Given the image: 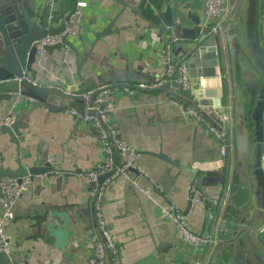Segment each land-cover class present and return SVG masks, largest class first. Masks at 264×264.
<instances>
[{
	"label": "crops",
	"instance_id": "crops-1",
	"mask_svg": "<svg viewBox=\"0 0 264 264\" xmlns=\"http://www.w3.org/2000/svg\"><path fill=\"white\" fill-rule=\"evenodd\" d=\"M77 1L86 3L83 8V28L79 34L68 38L80 49L81 58L88 49L87 43L95 39V34L108 27L110 29L98 40L84 65L85 77L91 73L99 74L111 68L125 69L132 65L134 71L149 81L161 78L164 74L161 55L171 27L179 34L174 44H180L173 48L174 54H185L183 45L191 41L190 37L184 35L181 25L173 26L174 0H155L153 5L146 0H125L129 6H124L118 0H36L35 9L30 6L27 8L36 19L37 12L44 11L53 3L52 17L46 18V25L55 28L66 22V16L72 12ZM131 5L140 7L142 15L134 11ZM227 5L229 10L230 0H227ZM247 7L248 1L243 0L240 12L242 22ZM204 8V0H192V9L200 13L206 22ZM183 12L186 10L182 9ZM184 24L191 26L192 22L185 19ZM257 36L264 62V9L261 10L259 0ZM38 57L29 66L30 76L35 81L51 79L58 82L65 79L72 91L78 89L77 58L71 47L69 51L63 47L53 48ZM244 60L253 65L251 75L244 68ZM228 61L223 73L216 77L201 78L202 87H223L228 97L225 136L232 144L228 156H222L219 139L210 135L199 120L184 117L183 106L192 103L183 98L179 99V103H173L172 100L177 98L172 89L137 87L130 89V95L123 93L120 88L113 89L112 97L118 108L111 115V122L138 151H147L139 153V172H134L144 189L139 190L124 177H117L106 183L102 199L104 217L121 247L125 264L210 263L216 243L205 247L185 240L179 235L175 223L163 214V209L166 205H174L180 210L191 211L188 227L196 233H209L218 240L219 225L225 211V200L234 183L237 160L233 103L235 86L245 88L247 95L251 92L248 86L251 81H257L258 90L264 88V74H261V67L254 59L250 56L246 59L243 56L236 58L237 82ZM17 95L20 98L16 103L17 97L1 104L0 113L12 108L18 118L23 117L25 125L21 128L18 144L10 140L8 133L0 132V164L16 167L15 158L20 157L22 163L29 166L45 155L49 161L74 171V174L61 178L41 174L32 178L29 189L15 205V220L7 226L11 244L8 253L10 262L90 264L98 234L95 200L90 194L92 182L85 172L106 158L98 133L92 124L73 115L71 108L55 110L47 105L32 108V98ZM53 103L59 104L57 99ZM254 105L248 100L247 119L251 131L255 125ZM198 109L203 115L201 108ZM262 115L264 122V109ZM159 151L179 158L183 164H192L198 169L197 178L192 180L190 171L151 153ZM254 162L255 154L251 148L246 183L240 189L230 221L237 214V209H244L247 201L251 200V211L258 209L264 202V182L257 178ZM208 171L212 174H207ZM199 176H202V180H199ZM191 185L201 190L204 201L191 202ZM44 201L58 204L60 212L68 211L72 215L73 224L69 227L70 236L65 248L56 244L57 241L49 243L43 238L32 236L28 227L31 219L27 216L38 209L42 211ZM104 264H115L110 252Z\"/></svg>",
	"mask_w": 264,
	"mask_h": 264
},
{
	"label": "water",
	"instance_id": "water-1",
	"mask_svg": "<svg viewBox=\"0 0 264 264\" xmlns=\"http://www.w3.org/2000/svg\"><path fill=\"white\" fill-rule=\"evenodd\" d=\"M118 1L124 6H129L125 0ZM146 1L152 5L155 3V0ZM247 1L246 17L242 22L240 12L243 0H230L228 14L222 23V28L216 31L213 30L211 24L205 22L200 13L192 9V0H174L172 6L173 26L181 25L184 35L191 39L189 43L183 45L191 66V80L188 88L177 81L179 76L177 70L179 64L177 63L171 81L159 88H171L175 97L186 99L193 106L201 108L204 114L199 123L217 139V133L226 130L228 97H226L223 87H202L201 78L216 77L223 73L226 61H228L226 54L233 67L235 82H237L235 61L238 57L243 56L246 59L250 56L260 65L261 74H264V62L257 36L258 0ZM35 2L36 0H0V106L3 102L10 101L17 94H21L33 99L32 108L47 105L50 109L64 110L73 106L79 112H83L81 94L96 86L108 84L112 89H122V92L127 95H130V89L137 87L141 89L154 88L152 85L157 79L147 80L143 75L134 71L132 65H128L125 69L111 68L99 74L91 73L86 76L87 78L85 77L84 65L88 62L98 40L110 32L109 27L96 33L95 39L87 43L88 49L83 52L82 58L80 49L69 40L68 36H64L62 42L45 46L46 51L49 52L53 48H61L63 44H68L71 47L77 58L76 73L80 80L78 89L72 91L65 79L58 82L51 79L35 81L30 76L29 66L39 59L37 40L48 33H57L65 28V22L59 27H47L46 18L48 19L50 7L45 8L42 12H37L36 19H34L27 7L35 9ZM180 5L182 6L180 7ZM130 7L142 15L140 7L132 5ZM182 9L186 10L183 14ZM70 15L71 12L66 16V20ZM183 18L190 20L192 25L184 26L185 19L183 21ZM178 45L174 44L173 48ZM176 59L177 55L174 54V60ZM243 62L248 75H251L253 65L249 64L247 60ZM248 86L251 91L248 95L246 94L247 90L238 85L235 86L233 94L237 153L235 176L231 193L225 200L226 206L219 225V236L209 264H264V202L258 209L251 211V200L247 201L244 209H237V214L230 221L240 189L246 183L251 148L255 154L253 164L255 173L257 178L264 182V122L262 115L264 88L261 91L258 90L256 80L251 81ZM56 99L59 102L58 105L53 103ZM248 100L255 103L253 131H251L247 119ZM24 125L23 117H19L12 124H0V132L8 133L10 140L18 144L20 143L21 128ZM151 153L162 157L174 166L190 171L192 180L197 178L198 169L194 168L192 164H183L179 158H172L162 151ZM15 161L18 164L16 167L0 164V197L2 196L1 181L4 177H13L21 181L25 176L34 179L37 175L47 174L61 178L74 174V171L49 161L48 156L45 155H41L37 163L29 166H25L20 157H16ZM131 169L133 172H139L138 168ZM210 173V171L207 172V174ZM110 175L111 172L101 175L100 182ZM198 178L202 180V176ZM42 205L44 206L42 211L38 209L27 216L31 219L28 227L32 231V236L43 238L49 243L57 241L56 244L65 248L70 236L69 227L73 224L71 213L60 212L58 204H48L44 201ZM0 264H11L6 252H0Z\"/></svg>",
	"mask_w": 264,
	"mask_h": 264
},
{
	"label": "built area",
	"instance_id": "built-area-1",
	"mask_svg": "<svg viewBox=\"0 0 264 264\" xmlns=\"http://www.w3.org/2000/svg\"><path fill=\"white\" fill-rule=\"evenodd\" d=\"M86 5L84 1H77L75 9L71 12L70 17L65 22V28L57 33H48L43 38L37 40L39 56L44 55L47 51L45 46L62 42L64 36L77 35L83 28V8ZM204 13L206 22L212 25L213 30H220L224 17L228 13L227 0H204ZM261 10L264 9V0H259ZM53 3L50 4L48 18L52 17ZM178 32L171 27L167 36L166 44L161 55V61L164 66V74L158 78L153 87H160L171 81L175 72V65L178 63L177 70L179 76L177 81L182 83L185 88L190 86V63L187 54L177 56L174 60L173 44L178 40ZM63 49L69 51L68 44H63ZM19 79L21 77H18ZM143 85V84H142ZM110 85L102 84L88 89L81 94L83 99V112H79L76 107H72L70 112L83 121L88 122L96 129L99 139L103 145L106 158L96 167L86 170V175L92 182L90 194L95 200V213L97 218V237L93 256L90 264H104L107 253L110 252L114 257L115 264H125L122 260V251L114 235L111 233L103 213V196L107 182L117 178L124 177L133 186L139 190L144 189L131 168H138L139 152L134 145L128 141L121 133L120 129L111 122V115L117 110L118 105L112 97ZM17 97L15 103L20 98ZM173 103H179V99H173ZM184 117L192 118L195 121L202 119L203 115L198 107L193 105L183 106ZM18 118V114L12 108L5 113H0V124H12ZM220 141V151L222 156H228L232 144L227 141L225 131L217 133ZM264 163V158H263ZM111 172L103 182L100 177L103 174ZM31 177L25 176L21 181L13 177H4L1 181L2 212L0 214V252L7 254L11 250L10 240L7 234V226L16 218L15 205L22 194L30 187ZM191 202L197 203L204 201L201 190L195 185H191ZM191 211H183L174 205H166L163 214L171 219L178 230V233L185 240L205 246L216 243L209 233L202 234L192 231L187 224L188 216Z\"/></svg>",
	"mask_w": 264,
	"mask_h": 264
},
{
	"label": "bare ground",
	"instance_id": "bare-ground-1",
	"mask_svg": "<svg viewBox=\"0 0 264 264\" xmlns=\"http://www.w3.org/2000/svg\"><path fill=\"white\" fill-rule=\"evenodd\" d=\"M63 47V46H62ZM70 47V46H69ZM154 88H157V87H154ZM159 88V87H158ZM169 89H171V88H169ZM176 98H178V99H180L179 97H176ZM18 119V118H17ZM16 119V120H17ZM15 122V121H14ZM219 139V138H218ZM3 179V178H2ZM32 179V178H31ZM218 204V203H217Z\"/></svg>",
	"mask_w": 264,
	"mask_h": 264
},
{
	"label": "trees",
	"instance_id": "trees-1",
	"mask_svg": "<svg viewBox=\"0 0 264 264\" xmlns=\"http://www.w3.org/2000/svg\"><path fill=\"white\" fill-rule=\"evenodd\" d=\"M220 201V200H219Z\"/></svg>",
	"mask_w": 264,
	"mask_h": 264
}]
</instances>
